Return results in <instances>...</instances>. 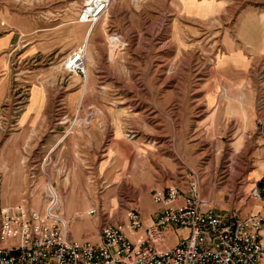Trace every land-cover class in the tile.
Segmentation results:
<instances>
[{"label":"rangeland","instance_id":"rangeland-1","mask_svg":"<svg viewBox=\"0 0 264 264\" xmlns=\"http://www.w3.org/2000/svg\"><path fill=\"white\" fill-rule=\"evenodd\" d=\"M83 2L0 0V11L30 18L34 28L23 37L19 57L16 53L4 56L7 61L0 68L4 94L0 110H22L28 88L40 74L62 75L61 63L79 48L89 26L77 23ZM181 8L198 16L213 12L201 20L181 15ZM112 33L119 34L122 41L118 44L111 36L115 43L108 48L106 37ZM242 38L254 44V59L245 72L229 63L238 61L240 45L245 50ZM91 43L92 51L104 54L103 60H96L100 78L97 92L89 93L85 87L87 93L76 108L78 116L66 119L71 122L75 117L80 126H109L116 144L124 142L132 149L126 156L125 172L118 171L120 164L116 161L113 174L101 175L100 168L90 180L89 187L96 193L92 200L99 203L96 215L63 214L69 235L80 233L85 225L92 226L97 218L99 228L105 223L126 227L123 221L131 209L147 217L152 191L184 187L186 176L180 179L178 174L187 166L198 175L201 194L211 206L241 218L245 204L254 201L251 190L264 181L260 179L251 187L255 180L247 178L250 171L261 166L262 143L244 136L242 145L241 127L234 122L224 125L221 132L208 131L202 126L206 117L201 111L264 110V0H112L106 25L93 35ZM42 50L48 53L42 54ZM82 86L83 82L69 92ZM91 112L93 115H89ZM9 132L0 136V187L8 192L0 196V208L5 204L36 208L43 190L31 193L24 184L30 186L31 180L40 179L38 184L44 188L51 183L44 175H50L49 167L45 164L42 170L38 166L30 181L32 174L20 172L15 178L18 195H12L14 179L6 168L13 165L5 166L11 161L10 145L4 153L1 151ZM127 134L134 137L130 140ZM67 199L70 203L79 201ZM174 228L180 241L187 237V229H170Z\"/></svg>","mask_w":264,"mask_h":264},{"label":"built area","instance_id":"built-area-1","mask_svg":"<svg viewBox=\"0 0 264 264\" xmlns=\"http://www.w3.org/2000/svg\"><path fill=\"white\" fill-rule=\"evenodd\" d=\"M111 2L84 0L77 23L95 25L108 14ZM108 36L118 37L113 39L118 44L122 41L117 33ZM114 43H108V48ZM71 57L61 63L62 72L84 77L82 54L73 51ZM75 117L71 122L63 117L59 123L70 122V130L80 127ZM10 127L2 117L0 136ZM133 137L127 134L128 139ZM42 162L49 164L46 157ZM186 179L183 188L169 186L152 191V202L158 210L136 242L125 236L123 225L105 223L99 228V243L70 237L68 222L60 212L61 200L48 182L38 208L19 204L0 208V264H264L260 236L264 216L240 218L232 212H218L202 196L199 177L193 170ZM251 197L264 210V181L251 190ZM86 215H96V208ZM125 221L133 233L142 228L138 210H129ZM171 227L187 229V237L171 248H161L168 242L166 233Z\"/></svg>","mask_w":264,"mask_h":264},{"label":"crops","instance_id":"crops-1","mask_svg":"<svg viewBox=\"0 0 264 264\" xmlns=\"http://www.w3.org/2000/svg\"><path fill=\"white\" fill-rule=\"evenodd\" d=\"M206 1L208 0H195L197 3ZM212 12L206 13V16H198L194 15V13L187 14L182 9L181 15L202 20L207 18ZM106 22L107 13L91 28L89 26L85 32L86 34L89 30L90 66L87 72V86H85L86 90L88 88L89 93L97 92L95 89L98 87L97 84L100 79L96 72V60L104 59L103 53L99 54L97 51H92L94 42L91 43V38L95 33L99 32L100 28H104ZM23 24H26L27 27ZM32 30L34 28L30 23V18L22 17L11 11H0V68L5 67L4 63L7 59L4 56L9 58L16 53L15 55L19 57V50L23 48V37L31 33ZM46 30L42 28V31L45 32ZM114 38L117 39L118 37ZM114 38L111 37V39ZM106 40L108 43H112L108 35ZM240 43L247 52L240 45L241 49L240 51L238 50L239 55L237 56L238 61L229 63L237 71L245 72L248 64L254 59L252 52L254 44L248 43L245 38H242ZM30 49L28 51L26 50L27 54L30 53ZM32 50L36 51L35 49ZM37 51L39 52L40 49H37ZM43 53L48 52L42 50ZM34 55H37V53ZM110 57H114V55H110ZM60 73L62 75H52L49 72L40 74L36 78V81L28 88V98L22 110L12 112H3L0 110V119L2 117L8 118L10 119L9 124L11 123L9 134L6 138H3L5 144L3 145L4 149L1 151L4 153L5 149L10 145L11 161L8 164L6 162L5 166L13 165V167L6 168L14 179V183L11 186V189L14 191L12 195L17 196L19 192L16 183L17 180L15 179L18 177V174L20 172L26 173L27 171L29 174H32L28 180L34 179V171L38 169V166L41 168L44 167L46 162L43 163L42 161L46 157L49 164L45 166L49 167L50 170V175L46 178L51 181L61 198L60 212L62 214L81 213L86 217H92L86 214L90 208L99 207V203L97 200H92V197H96V193L89 187L90 180L96 173L100 172L98 170L100 168L103 171L101 175H104L106 172L113 174L116 161L120 164L118 165V171L122 169V172H125L126 156L130 154L132 148L124 142H118L116 144L114 135L109 134V126L104 128L103 124H97L95 126L88 124L74 127L70 130V125L59 123L63 117H72L74 114L78 116L79 112L76 110L78 101L81 95L84 98L87 93L86 91L84 93V90L82 91V87L72 92L75 89L73 87H77L82 83L79 74L77 75L79 78L77 80L74 77L75 75H67L62 70ZM2 83L3 80L0 81V88ZM69 89L72 91L69 92ZM3 96L4 94L0 89V104ZM81 112L88 113L87 111ZM201 112L206 117L202 121V126L207 127L208 131L221 132L220 130L224 125H229L234 122L236 126L241 127L242 136L240 140L242 141V145H244V136H246V139H252L256 143H262L260 147L264 149V110H204ZM89 115H93V112L89 113ZM260 123H262L261 126H259ZM175 151L177 153V150ZM177 154L181 155V153ZM1 165L2 161H0ZM262 166L264 167V159L261 161L260 167L259 165L256 166L247 175L249 181L255 180L249 186L254 187L260 179L264 178V171L261 170L264 169ZM189 170L192 169L187 166L184 170L180 171L178 174L181 176L180 179L185 176L187 177ZM33 181H30V186L24 184L26 191L29 192L30 190L32 193L37 190H43L41 184H38L40 179ZM7 193L4 187H0V196H6ZM67 198H79V201L70 203ZM177 202L181 203V199H178ZM35 204L36 208H38L40 206V199ZM4 206L12 205L5 204ZM157 210L158 206L152 202L150 213H148L147 217L140 213L142 228L133 233L127 227H123L125 236L132 242H136L139 239L137 236L141 237L144 228L154 220ZM251 215L264 216V210L257 200L252 202L248 201L245 204V208L240 211L241 218ZM80 218L83 219V217ZM74 219L75 217H72L71 221ZM124 222L126 221L124 220ZM99 224L100 221L97 218V220H94L92 226L85 225L82 227L80 233H70V236L73 240L79 242L91 241V243H99ZM260 236L261 243L264 245V223L260 230ZM166 238L168 242L163 244L161 248H171L180 241L174 229L167 231Z\"/></svg>","mask_w":264,"mask_h":264},{"label":"bare ground","instance_id":"bare-ground-1","mask_svg":"<svg viewBox=\"0 0 264 264\" xmlns=\"http://www.w3.org/2000/svg\"><path fill=\"white\" fill-rule=\"evenodd\" d=\"M134 1V0H133ZM140 1V0H138ZM137 2V1H136ZM112 3V2H111ZM89 27V26H88ZM92 26H90L91 28ZM88 36H89V30L86 34H84V38H83V42L82 44L79 46V48L76 49V51L78 50V52H80L82 54V71L84 73V77H81L82 82H83V86H82V91L84 90L85 86H86V81H87V76H88V58H89V45H88ZM71 55L69 57V60H71ZM78 75V74H77ZM80 98H83V95H81ZM56 191V190H55ZM57 193V192H56ZM64 220L66 221V219L64 218ZM67 222V221H66Z\"/></svg>","mask_w":264,"mask_h":264}]
</instances>
